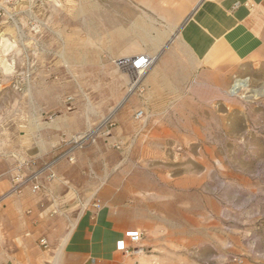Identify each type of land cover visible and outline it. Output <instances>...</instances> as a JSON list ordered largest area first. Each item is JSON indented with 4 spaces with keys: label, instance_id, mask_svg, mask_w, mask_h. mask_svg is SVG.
I'll list each match as a JSON object with an SVG mask.
<instances>
[{
    "label": "crops",
    "instance_id": "1",
    "mask_svg": "<svg viewBox=\"0 0 264 264\" xmlns=\"http://www.w3.org/2000/svg\"><path fill=\"white\" fill-rule=\"evenodd\" d=\"M105 5L106 13L84 12L83 22L70 28L74 36L80 31L84 41L93 43V47L84 44L78 57L89 58V68L139 56L155 63L132 92L125 77L117 81L116 103L110 110L116 128L111 137L103 136L95 147L77 152L74 163L62 159L56 167L57 179L45 193L33 194L26 187L18 197L10 212L24 215L8 231L13 239L24 241L26 256L20 264H47L56 245L61 250L59 264H128L118 245L129 243L130 232L145 233L142 247L159 251L163 238L171 235L173 207H180L172 205L171 197L203 186L197 175L173 176L165 167L173 160L161 151L174 133L198 132L201 126L167 118L197 115L177 103L190 99L192 83L226 93L235 71L264 54V0H113ZM140 111L144 115L136 119ZM49 118L50 122L39 125L34 154L19 140L23 162L45 160L51 152L58 155L67 150L61 141L63 135L75 132V117L65 111ZM113 145L117 159L100 157ZM144 165L152 168L142 174L138 167ZM29 172L22 170L24 175ZM8 179L0 180V196L11 187ZM95 200L101 201L99 210L93 208ZM80 206L78 217L71 219ZM53 210L66 220L47 218ZM53 229L60 236L70 231L59 242ZM8 231L4 229L5 236ZM45 232L49 254L40 245L29 247L36 235L41 240Z\"/></svg>",
    "mask_w": 264,
    "mask_h": 264
},
{
    "label": "rangeland",
    "instance_id": "2",
    "mask_svg": "<svg viewBox=\"0 0 264 264\" xmlns=\"http://www.w3.org/2000/svg\"><path fill=\"white\" fill-rule=\"evenodd\" d=\"M111 2L0 0V180H11L23 164L19 140L24 141L29 153H35L39 125L50 122L52 115L66 111L75 117V132L69 137L110 119L117 81L125 77L130 84L131 79L115 61L87 67L91 60L86 62L77 54L84 44L93 47V43L84 41L80 31L74 36L70 28L83 22L84 12L106 13L105 4ZM2 23L7 26L5 30ZM237 80L247 86L234 94L231 91ZM188 92L190 99L177 103L197 115L167 119L201 126L200 131L174 133L161 151L173 160L165 166L173 176L197 175L203 186L185 196L171 197L173 206L180 205L172 210L171 235L163 238L159 251L151 252L145 246L142 254L126 257L128 264H264V54L235 71L226 93L196 82ZM111 121L116 123L114 114ZM115 128H109L104 136L111 137ZM101 138L85 150L95 147ZM117 151L113 145L101 151L100 157L115 160ZM56 155L51 152L45 160ZM151 168L144 165L138 171L143 174ZM19 196L8 198L6 210L0 212V264L25 260L23 239H13L8 231L24 215L10 212ZM81 208L70 215L71 219L78 217ZM62 215L48 212L47 218H64ZM53 232L57 233L55 229ZM47 233L42 234L44 238ZM60 235L58 232L59 242ZM40 238L36 235V241L31 242L34 245L29 247L39 248ZM145 238L144 233L141 245ZM56 247L49 251L47 264H59L60 245ZM33 253L31 250V256Z\"/></svg>",
    "mask_w": 264,
    "mask_h": 264
},
{
    "label": "built area",
    "instance_id": "3",
    "mask_svg": "<svg viewBox=\"0 0 264 264\" xmlns=\"http://www.w3.org/2000/svg\"><path fill=\"white\" fill-rule=\"evenodd\" d=\"M154 63L155 59H151L148 56H139L134 59L124 58L114 62L116 67L126 73L131 79V92L137 88L142 76L151 68V66L154 65ZM71 100L72 98L69 99V102ZM143 115L144 113L140 111L136 114L135 118L141 119ZM115 125L116 124L111 121L110 118L103 125H99L95 129H91L80 135L72 137L63 136L65 138L63 139L62 144L67 147L65 152L54 156L50 160L28 159L23 162V164L19 166L17 173L11 175L10 189L0 196V212L5 200L13 196L21 195L26 187H29L33 194L45 193L48 190V186L57 179L56 167L62 159L74 163L75 154L78 151H83L90 145L95 144L98 138L103 137L107 133L109 134V128H112ZM37 163H39L38 167L35 166ZM24 169H28L30 172L27 175H24L22 173V170ZM41 208H44L43 205H41ZM93 208L99 210L101 208V201L95 200ZM56 213V210H53L49 215H55ZM143 238V232H130L128 233L129 243L126 244L120 242L118 249L127 257L142 254L144 252V248L141 245ZM40 244L45 249L48 248V242L45 238L40 240Z\"/></svg>",
    "mask_w": 264,
    "mask_h": 264
},
{
    "label": "bare ground",
    "instance_id": "4",
    "mask_svg": "<svg viewBox=\"0 0 264 264\" xmlns=\"http://www.w3.org/2000/svg\"><path fill=\"white\" fill-rule=\"evenodd\" d=\"M246 86H247V83L245 82V81H242V80H237L236 82H235V84H234V86H233V91H231V92H233L234 94H236V93H238L240 90H242V89H244V88H246ZM131 85L129 84V91L131 92ZM113 116V114L112 115H110V118Z\"/></svg>",
    "mask_w": 264,
    "mask_h": 264
}]
</instances>
